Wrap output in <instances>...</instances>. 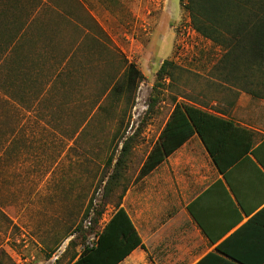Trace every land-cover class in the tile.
Returning <instances> with one entry per match:
<instances>
[{"label": "rangeland", "instance_id": "obj_1", "mask_svg": "<svg viewBox=\"0 0 264 264\" xmlns=\"http://www.w3.org/2000/svg\"><path fill=\"white\" fill-rule=\"evenodd\" d=\"M81 1L90 19L84 16L59 101L0 98V264H69L95 241L116 212L117 189L107 206L101 183L113 173L107 159L118 133L135 138L127 159L132 181L176 102L208 105L240 94L264 100L224 79L221 47L192 27L180 0ZM36 2L43 27L55 10L80 25L71 0ZM165 60L177 68L158 80ZM129 62L144 80L134 96L116 100L113 85Z\"/></svg>", "mask_w": 264, "mask_h": 264}, {"label": "crops", "instance_id": "obj_2", "mask_svg": "<svg viewBox=\"0 0 264 264\" xmlns=\"http://www.w3.org/2000/svg\"><path fill=\"white\" fill-rule=\"evenodd\" d=\"M71 3L80 25L55 10L46 27L40 10L14 19L10 4L0 3L1 99L59 101L55 93L70 80L69 62L84 38V16L90 19L83 1ZM248 98L240 94L233 101L198 104L254 131L249 152L225 172L195 134L148 175L133 180L121 207L143 246L118 264H245L235 257L264 258V100ZM242 139L227 145L228 158L246 150L251 140Z\"/></svg>", "mask_w": 264, "mask_h": 264}, {"label": "trees", "instance_id": "obj_3", "mask_svg": "<svg viewBox=\"0 0 264 264\" xmlns=\"http://www.w3.org/2000/svg\"><path fill=\"white\" fill-rule=\"evenodd\" d=\"M4 1L12 7L14 19H19L21 12L23 18L29 17L37 4V0H0V3ZM180 1L189 13L192 27L221 47L222 55L217 66L222 69L224 79L234 86L240 85L254 98H264V0ZM170 67L177 68V65L171 60H165L158 71V80L166 76L173 77V69L170 70ZM143 80L142 71L134 62H129L122 77L113 85L115 99L134 96ZM195 134L201 137L222 172L247 154L255 142L254 131L195 104L176 102L159 140L135 178L148 175ZM117 135L118 145L107 159L108 166L114 164L113 173L107 175V179L101 183L103 193L107 195L104 203L107 206L112 203L109 197L117 189L116 212L97 232L93 245H87L79 257L69 264H118L133 250L143 246L129 213L121 207L126 190L135 179L130 181L127 176V159L133 154L135 138L127 136V131ZM244 137L251 140L246 150L237 154L230 153L228 158L227 145L237 143ZM117 151L120 153L115 158ZM94 223L97 225V218ZM235 259L245 264L264 263V258L258 262L247 258Z\"/></svg>", "mask_w": 264, "mask_h": 264}, {"label": "built area", "instance_id": "obj_4", "mask_svg": "<svg viewBox=\"0 0 264 264\" xmlns=\"http://www.w3.org/2000/svg\"><path fill=\"white\" fill-rule=\"evenodd\" d=\"M95 238H96V237H95ZM95 238H94V239H95ZM92 245H93V244H92V243H90V246H92Z\"/></svg>", "mask_w": 264, "mask_h": 264}]
</instances>
